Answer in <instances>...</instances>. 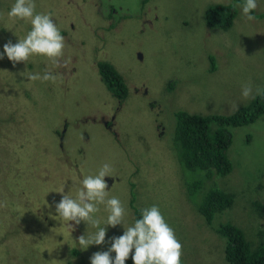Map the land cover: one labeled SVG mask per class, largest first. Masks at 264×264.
Returning a JSON list of instances; mask_svg holds the SVG:
<instances>
[{
	"label": "rangeland",
	"instance_id": "1",
	"mask_svg": "<svg viewBox=\"0 0 264 264\" xmlns=\"http://www.w3.org/2000/svg\"><path fill=\"white\" fill-rule=\"evenodd\" d=\"M34 2L37 13L52 14L65 49L61 67L40 55L15 65L0 59V201H7L0 208V264H90L154 204L183 245L182 264H230L224 224L250 246H264V109L252 122L227 126L231 170L202 185L184 183L203 176L186 171L174 146L176 112L230 115L234 105L264 98L256 95L264 89V0L252 21L233 7L244 0ZM14 3L0 0V54L32 27L8 18ZM214 5L225 17L234 14L230 26L207 18ZM101 61L127 86L123 100L102 81ZM46 71L57 76L54 83L26 78ZM249 82L254 99L242 96ZM105 163L112 167L109 198L118 197L127 215L122 225L107 226L100 205L95 216L106 242L83 250L75 241L97 229L81 222L72 230L55 212V192L65 186L74 197L83 178ZM211 189L224 205L206 200Z\"/></svg>",
	"mask_w": 264,
	"mask_h": 264
},
{
	"label": "clouds",
	"instance_id": "2",
	"mask_svg": "<svg viewBox=\"0 0 264 264\" xmlns=\"http://www.w3.org/2000/svg\"><path fill=\"white\" fill-rule=\"evenodd\" d=\"M233 7H241L244 17L252 21L255 16L250 13L254 12L258 4L257 0H244L242 5ZM7 15L13 21L29 20L32 27L23 39H18L16 43L11 41L5 43L0 59L6 55L15 65L25 63L33 55H40L47 57L55 67L62 66L60 60L64 55L65 38L50 12L37 13L34 0H15ZM26 78L33 82L40 80L54 83L57 76L46 71L43 75L30 73ZM256 95H264V89L257 88ZM242 96L255 98L250 82L242 86ZM238 107L234 105L236 110ZM111 172V165L105 163L95 175L85 176L82 187L74 197L69 191L65 192V186L55 192L61 195L59 201L54 203L55 212L72 230V225H79L81 222L97 229L92 235H81L77 238L75 242L83 250L88 249L90 245L99 246L106 242L107 229L101 226V221L95 216L100 211V205H105V210L109 213L106 219L107 226L122 225L127 215L126 205L118 197L109 198L106 178ZM5 207L7 201H0V208ZM108 242L110 247L107 250L92 254L90 264H126L129 259L132 264H182L183 245L176 237L174 229L165 220L159 206L155 204L142 209L140 219L124 229L122 235L112 237ZM112 253L115 254L114 257Z\"/></svg>",
	"mask_w": 264,
	"mask_h": 264
},
{
	"label": "trees",
	"instance_id": "3",
	"mask_svg": "<svg viewBox=\"0 0 264 264\" xmlns=\"http://www.w3.org/2000/svg\"><path fill=\"white\" fill-rule=\"evenodd\" d=\"M223 10L222 5L210 6L207 12H211L212 16L207 18L212 23L223 24L224 28L231 25L234 14L225 17L222 13ZM98 71L111 94L123 100L128 91L127 86L124 85L120 75L115 72L113 65L101 61L98 63ZM263 109L264 98H256L249 106L242 107L230 115H199L186 111L176 112L174 146L178 148L179 159L184 164L186 171L203 176L193 181L184 178V183L191 184L192 188V184L195 186L196 184L202 185V179H210L216 174L225 175L229 173L231 162L226 151L231 144V136L227 131V126H239L252 122L254 117ZM218 193L216 189H211L206 195V200L212 202L218 197L219 202L222 201L221 203L224 205L225 200H221ZM139 213L136 211L135 216L138 217ZM219 229L224 236L228 237L224 249L230 264H264L263 244L250 246L238 228L233 225L224 224Z\"/></svg>",
	"mask_w": 264,
	"mask_h": 264
}]
</instances>
